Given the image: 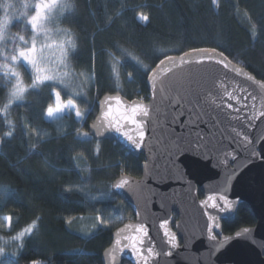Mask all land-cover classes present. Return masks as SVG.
Returning a JSON list of instances; mask_svg holds the SVG:
<instances>
[{"label": "trees", "instance_id": "16d2710c", "mask_svg": "<svg viewBox=\"0 0 264 264\" xmlns=\"http://www.w3.org/2000/svg\"><path fill=\"white\" fill-rule=\"evenodd\" d=\"M32 2L42 0H0V25L11 19L0 38V264H103L112 232L134 218L113 183L140 177L144 157L90 134L99 100L119 92L147 101L148 75L162 59L206 47L264 81V0H55L49 27L70 36L68 78L89 80L74 95L83 120L68 112L59 124L47 118L55 93L73 92L35 83L16 60L18 38L35 31ZM84 216L116 223L82 235L71 224ZM222 223L231 234L256 218L240 203Z\"/></svg>", "mask_w": 264, "mask_h": 264}, {"label": "water", "instance_id": "95a60500", "mask_svg": "<svg viewBox=\"0 0 264 264\" xmlns=\"http://www.w3.org/2000/svg\"><path fill=\"white\" fill-rule=\"evenodd\" d=\"M147 88V101L104 94L89 124L144 157L140 177L113 183L134 219L103 264H264V81L206 47L162 59ZM240 203L256 224L223 234Z\"/></svg>", "mask_w": 264, "mask_h": 264}, {"label": "rangeland", "instance_id": "374dc122", "mask_svg": "<svg viewBox=\"0 0 264 264\" xmlns=\"http://www.w3.org/2000/svg\"><path fill=\"white\" fill-rule=\"evenodd\" d=\"M33 8L37 11L35 15L34 26L35 31L30 38L19 37L16 44V60H21L27 68L32 72L35 83H42L50 80L60 85L64 91L70 90V99H63L59 93H55V106L52 107L47 114V118L56 124H59L68 112H73L77 119L83 120L84 114L77 109L74 95H79L78 90L83 86L84 79L89 82L88 77H76L75 81L68 78V69L65 55L69 52L70 36L68 32L52 30L48 18L55 7V0L49 3L48 0H42L40 3H30L27 8ZM9 7L7 4L6 8ZM10 10H14L13 8ZM19 16V15H18ZM8 16L4 18V22L0 25V38L6 36L5 24H10L11 19ZM20 17V16H19ZM23 53V55H22ZM15 60V61H16ZM14 73L17 70L13 69ZM19 74H16V79ZM79 223L78 227L71 224L72 230L75 232L88 235L92 231H96L99 225H113L114 219L105 221L101 217L84 216L75 219Z\"/></svg>", "mask_w": 264, "mask_h": 264}, {"label": "flooded vegetation", "instance_id": "af4514ba", "mask_svg": "<svg viewBox=\"0 0 264 264\" xmlns=\"http://www.w3.org/2000/svg\"><path fill=\"white\" fill-rule=\"evenodd\" d=\"M200 194H201V193H200ZM200 196H202V194H201ZM238 207H239V206H238ZM133 219H134V218H133ZM228 219H229V218H228ZM131 220H132V219H131ZM233 233H234V232H233ZM233 233H231V234H233ZM223 234H227V233H224V232H223ZM124 262H126V261H124Z\"/></svg>", "mask_w": 264, "mask_h": 264}, {"label": "snow or ice", "instance_id": "6c2138e0", "mask_svg": "<svg viewBox=\"0 0 264 264\" xmlns=\"http://www.w3.org/2000/svg\"><path fill=\"white\" fill-rule=\"evenodd\" d=\"M22 55H23V53H22Z\"/></svg>", "mask_w": 264, "mask_h": 264}]
</instances>
